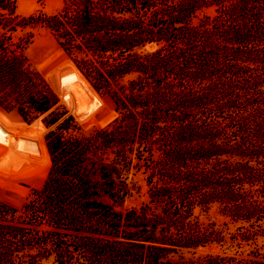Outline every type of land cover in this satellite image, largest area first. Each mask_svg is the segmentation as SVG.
Masks as SVG:
<instances>
[{
    "label": "trees",
    "instance_id": "16d2710c",
    "mask_svg": "<svg viewBox=\"0 0 264 264\" xmlns=\"http://www.w3.org/2000/svg\"><path fill=\"white\" fill-rule=\"evenodd\" d=\"M14 53L68 131L33 212L0 188V264H264V0H0ZM64 57L111 104L103 127L38 83Z\"/></svg>",
    "mask_w": 264,
    "mask_h": 264
},
{
    "label": "rangeland",
    "instance_id": "374dc122",
    "mask_svg": "<svg viewBox=\"0 0 264 264\" xmlns=\"http://www.w3.org/2000/svg\"><path fill=\"white\" fill-rule=\"evenodd\" d=\"M16 1L22 9L34 3V0ZM47 2L52 7L58 4V0ZM150 48L151 45L146 46L147 50ZM23 63L24 59L17 53L0 55V188L18 194L22 208L31 213L40 184L50 168L48 146L68 128L61 123L63 117L45 124L48 111L38 114L31 106L24 82ZM44 76L64 84L65 105L78 127H103V117L108 114L115 116L109 101L89 87L67 57L58 61L47 73L38 75L39 84L44 83Z\"/></svg>",
    "mask_w": 264,
    "mask_h": 264
},
{
    "label": "water",
    "instance_id": "95a60500",
    "mask_svg": "<svg viewBox=\"0 0 264 264\" xmlns=\"http://www.w3.org/2000/svg\"><path fill=\"white\" fill-rule=\"evenodd\" d=\"M112 119H113V116H112L111 114H108V115H106L105 117H103V118L101 119V123H102L103 125H105V124H107L108 122H110Z\"/></svg>",
    "mask_w": 264,
    "mask_h": 264
}]
</instances>
